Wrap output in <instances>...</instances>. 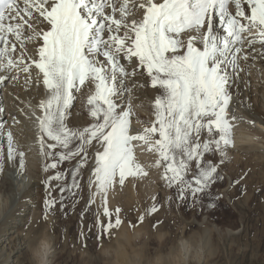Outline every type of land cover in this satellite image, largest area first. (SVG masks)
<instances>
[{
	"label": "snow or ice",
	"instance_id": "obj_1",
	"mask_svg": "<svg viewBox=\"0 0 264 264\" xmlns=\"http://www.w3.org/2000/svg\"><path fill=\"white\" fill-rule=\"evenodd\" d=\"M253 72L264 85V0H0V188L12 195L8 169L15 181H22L27 154L35 146L45 174L76 160L72 184L60 186L59 201L61 209L67 207L68 192L75 198L74 209L82 199L76 198L82 171L91 161L81 222L98 204L95 238L101 248L128 212L138 213L143 224L174 202L176 207L215 210L227 195L217 187L225 181L231 188L239 186L235 198L241 199L248 192L247 173L231 179L226 169L232 153L246 147L237 146L238 133L255 134L264 126V114L257 115L253 101ZM139 76L147 80L141 82ZM9 85L25 92L46 89L35 105L31 96L15 97L23 105L17 111L36 131L34 145L27 149L11 130L20 119L3 102ZM85 86L88 123L73 125L72 108ZM148 87L158 93L153 118L141 120L135 92ZM140 146L155 153L153 164L141 162ZM153 169L162 170L163 187L174 189V196L160 202L153 195L143 211L111 206V197L126 182L148 180ZM64 177L56 172L42 181L44 222L57 204L50 182ZM256 192L264 196V185ZM28 203V197L21 200V206ZM18 214L19 208L11 219ZM164 224L157 218L152 227L159 230ZM34 238L39 244L40 234Z\"/></svg>",
	"mask_w": 264,
	"mask_h": 264
},
{
	"label": "rangeland",
	"instance_id": "obj_2",
	"mask_svg": "<svg viewBox=\"0 0 264 264\" xmlns=\"http://www.w3.org/2000/svg\"><path fill=\"white\" fill-rule=\"evenodd\" d=\"M74 162L76 160L64 161L58 165L57 169L51 170L50 173L41 174V181L45 179L46 175H55L56 172L65 173V177L60 181L54 180L50 182V196L57 201L55 209L49 210L48 220L47 222L42 220V227L39 226L41 220L39 222L37 221V223H34L36 225L35 227L33 225L31 226L29 233L31 232L30 235L32 237H34V234H40L41 232L53 237L55 250L52 255L53 258H50L51 264H103L105 257L100 255V249L102 248L95 238L97 229L94 212L98 204L92 206L85 213L83 221L81 222V212L85 209L89 196L87 179L90 174V164L83 169V178L79 180L82 191L77 190L76 198L82 196V199H79V203L73 209L72 202L75 198L66 192L65 196L69 197L64 201L67 207L63 209L60 207V186L68 187L72 184V170L76 166ZM241 166L233 165L230 162L226 169V175L231 179H236L245 172L247 173L245 182L248 186V192L241 199L235 198L239 195V186L231 188L229 187L228 181H225L217 187L221 191H226L227 195L223 197L218 208L215 210H202L199 207L193 209L189 208L187 204L176 207L174 202L170 209L165 204V207L158 214L148 217L144 224H140L137 220L138 213L128 212L125 217V223L114 232L113 238L111 240L107 236L103 238V248L117 246V241L123 230L133 234L134 231H137V229L139 231L140 229L144 235L141 236V239H137L125 246L128 254H131L133 250H138L143 247L149 259L160 260L161 258L162 260L160 261L162 264H166L169 260V255L175 252L172 250L177 248L176 245L180 246L181 242L189 241L197 234H203L204 228L198 226V223L206 219L208 223L216 225L221 229H229L232 232L239 231L238 234L228 237L219 236L213 232V235L209 239L211 243L214 245L217 243L216 245L221 247L226 242V247L218 248L215 245L217 249L216 253H214V258L211 260V264H264V196L256 192L258 187L264 185V166L255 169L250 166ZM157 171L161 177L162 170L158 169ZM160 177L153 184L155 185L153 189L156 190L151 191V194L147 195L148 197L146 196L142 199L140 196V200L131 197V199L128 198L130 200H127L126 195L121 193L113 197L114 200L110 199L111 206H122L126 211L134 206H139L143 211L145 207L151 204V197L153 195H156L160 202H164L169 195L174 196L175 190L165 189L163 187L164 182ZM43 190L45 199L47 194L45 187H43ZM141 199L143 201L139 205ZM207 202V199H205V203ZM157 218L165 220V224L159 230L152 227V224ZM173 220L175 223H172ZM132 223L137 225L135 230L131 227ZM89 226L92 228L91 232L88 231ZM81 230H83L84 236H80ZM203 240L204 242L209 241L205 238ZM194 241L197 242L199 240L196 239ZM85 244L87 245L86 247L84 246ZM118 257L113 255L111 259L115 261ZM20 263L26 264V260L23 258Z\"/></svg>",
	"mask_w": 264,
	"mask_h": 264
},
{
	"label": "bare ground",
	"instance_id": "obj_3",
	"mask_svg": "<svg viewBox=\"0 0 264 264\" xmlns=\"http://www.w3.org/2000/svg\"><path fill=\"white\" fill-rule=\"evenodd\" d=\"M29 47L34 48L33 45H29ZM137 79L143 82L147 80V77L139 76ZM251 79L255 89V95L253 96V101L256 106L255 110L257 115L264 114V85L257 83V74L255 72H253ZM22 80L23 77L21 78V83ZM45 91L46 89L43 87H33L30 91L25 92L22 91L21 88L12 87L11 85H9L4 91L3 102L6 106V111L8 113L15 114L21 121L19 125L13 126L11 130L14 133L16 141L20 145L24 146L25 149H27L29 145H34L36 131L33 122L27 120L17 111L18 106L23 107V105H18V101L15 97L19 94L21 99L27 100L31 96L33 97L31 103L35 105L38 99L43 97ZM87 91L88 89L85 86L84 94L81 95L78 101L74 102L72 108V112L74 113V116L72 117L73 125L86 126L88 123V117L86 116L87 106L83 102L85 96L87 95ZM157 94L156 90L150 87L144 90H136L135 96L138 98L134 99V104L136 105L135 111L141 120H149L153 118L152 104L154 103V98ZM249 95V92L244 93L245 97H248ZM237 108L244 115H249V113L239 104H237ZM25 110L27 111V108ZM6 119H8L9 124H11L10 118L6 117ZM136 127H141V125H136ZM254 132L257 135L264 137V131H262L261 128H256ZM6 151L7 149L5 145V154ZM137 153L141 162L146 166L153 164L157 158L154 152L147 150V146L138 147ZM230 162H232L233 165L240 167H242L241 165L250 166L253 169L262 167L264 166V151H261L258 147H245L237 150L235 153H232V159ZM89 164V169L91 171V161ZM157 170L158 169H153L150 178L143 182H126L124 189L113 194L111 200H114L113 197L121 193L126 195L127 200H130L131 197H133V199H139L140 196L144 199L147 195L151 194V191L156 190L153 189V186H155L153 184L154 182H157L156 180L160 177ZM41 174L44 175L42 172V160L38 154V149L35 146H33L32 151L27 154V172L22 181H15L12 176V170L8 169V176L6 177V180L12 195L6 196L4 194V189L0 188V264H21L20 261L23 258L26 260V264H34L32 249L38 245V241L30 235L31 232L29 233V229L32 225L35 227L36 225H34V223H37V221L39 222L40 220L41 222L39 223L41 224L38 225L41 227L43 226V201L45 193L43 190L44 186L41 181ZM25 197L29 198V203L26 206H21V200ZM142 199L141 202L139 201V205H141L143 201ZM33 204L35 207L32 206ZM17 208H19V214L14 220H12L11 217ZM25 225H27V227H25ZM198 226L204 228L203 234H197L189 241L181 242L180 246L176 245L177 248L172 250L175 252L169 255V260L166 264H184L185 261L186 264H211V260L215 256L214 253H216L217 247H226V242L223 243V246L221 245V247L217 246V243L215 244L217 247L211 243L209 239L213 235V232L219 236L227 237L239 233V231L232 232L229 229H221L216 225L208 223L206 219H204L201 223H198ZM26 230H28V232H26ZM41 233L40 239L43 235H45L44 232ZM143 235L144 233H141L140 229L139 231L138 229L137 231H134L133 234L123 230L119 238V245L123 247V250L126 253H128L125 246L137 239H141V236ZM50 237L53 240V237ZM204 238L209 241L204 242ZM196 239L199 241H194ZM231 245L233 246V244ZM51 257L53 258V256ZM120 258L121 257H118V259ZM160 260L162 259L160 258Z\"/></svg>",
	"mask_w": 264,
	"mask_h": 264
},
{
	"label": "clouds",
	"instance_id": "obj_4",
	"mask_svg": "<svg viewBox=\"0 0 264 264\" xmlns=\"http://www.w3.org/2000/svg\"><path fill=\"white\" fill-rule=\"evenodd\" d=\"M258 127L264 131V126ZM236 142L238 147H258L261 151H264V138L257 140L255 134L247 130L238 133ZM54 250V242L50 235H43L39 244L32 249L34 264H51L50 258L53 255ZM100 255L105 257L103 264H162L159 259H149L146 256V250L143 247L138 250H133L131 254L126 253L123 250V247L119 245V240L115 247L108 246L100 249ZM113 255H118L121 258L113 261L111 259ZM184 264H186V261Z\"/></svg>",
	"mask_w": 264,
	"mask_h": 264
}]
</instances>
